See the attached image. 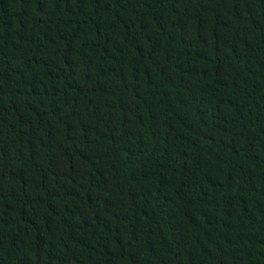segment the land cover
<instances>
[{
  "label": "trees",
  "instance_id": "1",
  "mask_svg": "<svg viewBox=\"0 0 264 264\" xmlns=\"http://www.w3.org/2000/svg\"><path fill=\"white\" fill-rule=\"evenodd\" d=\"M0 264H264V0H0Z\"/></svg>",
  "mask_w": 264,
  "mask_h": 264
}]
</instances>
